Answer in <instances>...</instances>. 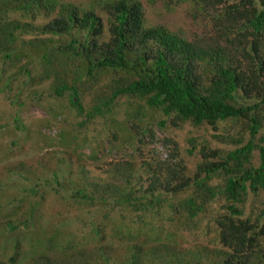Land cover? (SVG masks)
I'll list each match as a JSON object with an SVG mask.
<instances>
[{"label":"trees","instance_id":"obj_1","mask_svg":"<svg viewBox=\"0 0 264 264\" xmlns=\"http://www.w3.org/2000/svg\"><path fill=\"white\" fill-rule=\"evenodd\" d=\"M157 1L168 11L190 2L206 32L189 39L147 25L138 0H0V93L16 106L14 129L27 130L21 96L30 91L65 122L58 139L78 128L92 149L128 147L131 156L146 137L171 147L156 169L114 167L117 182L67 187L51 177L82 215L61 219L73 234L45 250L75 264H264V0ZM184 125L211 127L228 146L187 137L183 151L196 157L188 173L172 134ZM127 126L132 137L119 141ZM207 217L221 248L171 245ZM115 241L124 248L113 262Z\"/></svg>","mask_w":264,"mask_h":264},{"label":"rangeland","instance_id":"obj_2","mask_svg":"<svg viewBox=\"0 0 264 264\" xmlns=\"http://www.w3.org/2000/svg\"><path fill=\"white\" fill-rule=\"evenodd\" d=\"M67 1L83 7L89 2V0ZM138 1L142 4L147 25L160 24L172 31L182 32L189 39L206 32L205 20L190 2H180L168 11L160 1ZM31 93L25 91L21 96V100L25 99L27 104L22 106L21 112L27 127L25 132L14 129L13 117L16 106H11L0 93V264H75L74 256L67 257L57 251L65 246L69 236L73 234L72 228L62 224L61 219L69 216L71 212L79 216L82 213L76 212V208L70 211L71 199L68 191L58 188L50 181L51 177L54 180L56 176L59 184L65 183L67 187L89 180L101 183L117 182L120 177L115 174L114 167L119 172L123 170L126 172L131 168L134 175L142 172L143 161L151 162L152 167L155 168L156 159L169 158L171 147L163 146L160 141L152 145L147 143L149 139L146 137V144H140L139 150L133 151L131 156L127 155L131 151L128 147L120 150L108 149V147L103 148L105 144L102 143L99 148L92 149L91 139L87 144H83L78 128L58 139L56 133L63 129L62 127H66L65 122L59 123L60 119L55 122L50 117V108L47 106L50 98L46 97L47 95L39 99L38 95ZM155 132L157 139L167 136L163 129H156ZM216 133L211 127L190 125L172 131L188 173L196 157L183 151V148L189 146L187 137H195L199 142L207 139L212 145H227L213 137ZM129 137L132 136L127 126L119 135V141ZM64 175L67 177L63 178ZM131 178L135 181L133 176ZM34 184L37 185V188H34L37 190L36 195L30 191ZM44 191H46L45 199ZM32 204L34 212L29 213ZM116 213L114 210L113 216ZM92 215L96 218L95 210ZM208 219L207 217L203 220L199 229L195 228L189 232L179 230L177 237L174 238L175 242L170 241L171 245L180 251L195 247H206L210 250L221 248L213 227L205 226ZM59 231L63 233L57 235L60 241L58 244L54 238ZM36 241L40 243L38 248ZM113 244L114 247L106 252L111 261L115 262L124 247L117 241ZM46 245L55 246L57 250H45ZM15 254H17L15 263H10L9 259ZM39 257H41L40 263L36 262Z\"/></svg>","mask_w":264,"mask_h":264}]
</instances>
